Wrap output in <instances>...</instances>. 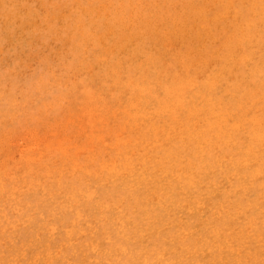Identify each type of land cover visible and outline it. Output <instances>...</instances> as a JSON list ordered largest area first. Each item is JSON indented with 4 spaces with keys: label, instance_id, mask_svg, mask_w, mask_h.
<instances>
[{
    "label": "snow or ice",
    "instance_id": "1",
    "mask_svg": "<svg viewBox=\"0 0 264 264\" xmlns=\"http://www.w3.org/2000/svg\"><path fill=\"white\" fill-rule=\"evenodd\" d=\"M85 6L103 9L123 8L129 18L136 8L141 7V5L132 3ZM199 7L201 8V16L205 19L215 18L219 21L221 17L224 18L223 32L217 30L205 34L203 28L197 31L198 20L180 19L176 23L182 25L183 30L149 36L144 39L135 52L126 42L120 43L116 49H113L111 64L106 69L108 81L111 80L117 85H120L122 81L130 84L134 77L133 69L135 72H143L146 65L159 64L164 53L171 54L169 61L171 80L169 78L162 80L152 78L158 83L150 85L138 82L132 86V95L129 96V101H132L137 94L143 96L151 93L162 104L168 105V110L174 117L173 129L179 127V132L176 133L180 137L179 140L176 139V135H173L172 129L165 128L164 131L167 135L164 137V141H161V133L157 128V141L161 144L166 141L169 147L159 148L156 152L158 159L153 160L150 171L147 159L141 162L137 157L127 155L124 147H121L120 152L113 153L112 156L103 150L96 152L90 147V145L109 142L114 145L127 144V140H122L119 129H113L111 124H109L108 129L97 132L93 115L87 111L90 105L111 106L117 111L121 110L122 103L117 104L116 101L125 94L123 91L114 93L109 99L98 94L97 89L84 84L82 86L87 100H82L79 94L73 95L71 98L64 96L59 101L64 106L62 115L54 120L49 118L45 122L34 123L30 127L35 130L34 137L37 140L46 137L53 127L56 128L55 138L59 139V144L54 141L46 145L37 144V147L41 149L42 157L45 151L50 153L47 161L41 160V164H46L49 169L47 175L53 174L54 166L59 171L62 190L71 186L73 200H78L80 204L94 203L97 206V211L99 212L103 208L106 215H115V212L106 211L111 205H104L109 194L113 200H116L118 197L134 194L138 191V186L135 183L127 181H118V187L114 186L107 189L105 188L106 177L116 181L118 177L131 174L134 179L139 172L147 179L151 180L155 177L158 180L159 177L155 176L157 167L165 169L164 175H167V170L172 168L170 161L173 152L181 155L182 159H187L189 166L192 167L193 174L187 175V178L182 177L183 184H173L167 189V194L164 192V186L161 185L159 205H154L146 214L130 215L129 221L135 220L134 224L122 222L109 233L106 244H94L91 251L98 254V258L90 264H104L99 259L102 252L111 253L115 248H119L126 253L130 245H135L141 251L157 252L161 244V235H163L162 246L164 248L168 247L169 236H171L173 244L179 242L178 250L181 255L190 257L189 259L167 260L164 261V264H264V51H262L260 61L257 64L254 53L249 50L247 42L255 21L244 16L238 7L233 4L200 5ZM260 7L264 12V0H262ZM60 22L61 19L58 18L57 23ZM95 23L98 25L97 33L106 34L108 32L109 26L104 18L96 20ZM261 24L264 26V16L261 18ZM97 33H92V35L95 37ZM262 38H264V30H262ZM95 45L94 67L96 64L101 66L96 69L99 74L104 70V61L108 59V53L105 44L100 39H96ZM237 56L240 57L243 76L241 77V74L237 73V79L231 80L228 73L232 67L231 61L235 60ZM213 61H215L214 64ZM208 66L213 67V73H210L206 79L199 80L201 71ZM97 80H99L98 77H94V82ZM225 81H228L232 86L230 90L233 91V95L231 97L223 94L222 89ZM39 83L42 85L43 78ZM197 88L206 97V103L201 106V111L209 108L215 112L217 120L213 127L218 124L220 128L229 130L230 135H237V137L242 134L239 131L242 127L249 130L248 136L251 139L247 140V152H250L256 144L254 131L258 121L261 149L259 202L255 205L252 203L254 192H250L247 186H244V192L248 196L247 200L235 190L228 188L216 192L209 190L208 195L213 202V210L216 206L224 209L221 212L222 219L218 220L214 215H209L206 223L199 229L194 227L193 221L194 214L199 212V207H197L196 202L190 201L181 193L195 194L200 206H206L207 200L201 196L202 187L195 173L203 172L205 164H212V157L216 155V152L211 146V136H206L209 141V147L206 149L208 159L205 160L199 152L195 155L191 154L192 149L189 145L195 144L201 134L206 135L210 131L209 128H202L201 132L193 135L192 115L185 98ZM161 90L163 95H161ZM257 94L258 112L256 111ZM237 96H239V102H237ZM249 99L251 100L250 103L248 102ZM24 103H27V99L24 100ZM50 103L45 99L40 105V111L47 112ZM153 109L156 112L160 110L157 105H153ZM145 115L151 117L153 113H145ZM84 116H87L88 123L92 125L91 130L82 125L81 130L78 131L74 122L72 125L60 129L57 123V121L63 122L72 117L82 120ZM176 121L187 125V135L185 128L177 125ZM152 122L158 123V118L153 119ZM239 142L243 148L245 141L240 140ZM61 160H63V164L60 163ZM69 160L74 161V167L70 173L64 167V164H67ZM240 163L246 167H251L250 157L241 154L236 158V164L233 169L229 170V173L232 174L235 169H238ZM141 164L143 166H139ZM77 168L81 170L79 174ZM84 172H87V178L83 175ZM93 175L97 181L95 187H93L91 179ZM221 179L222 177H217L218 187ZM229 182L235 188L241 186L237 180H230ZM0 187L6 194L4 204L5 231L18 233L28 241H35L30 244L33 258L28 260L27 264H86L85 261L79 259L67 258L63 251V244L71 242L72 230H68L67 235H64L63 229H57L55 225L52 227V232L59 231L60 237H53L48 240L47 257L43 255L44 249L41 244L44 237H37L35 232L26 231V224L21 226V222L24 220L34 224L36 218L32 215L31 206H23L25 190L18 187V177L12 168H7ZM47 190L45 187V191ZM18 191L21 193L20 196H17ZM36 192L39 193L38 188ZM28 198L31 199V193H28ZM177 201L179 202L177 203ZM257 209H259L258 213ZM74 210L77 214H81V209L78 206L74 205ZM200 215L203 216L204 213H200ZM185 217L188 218L187 221L184 220ZM177 223L182 224V226L177 228ZM155 226H160V234L153 235L152 232L148 231L151 228L154 232ZM165 227L167 228L166 231ZM257 227L260 230V255L257 259H253L251 252L255 244L254 233ZM201 252L204 253L203 256H201ZM160 255L163 253L160 252ZM107 264H119V262L109 260ZM144 264H157V262L145 260Z\"/></svg>",
    "mask_w": 264,
    "mask_h": 264
},
{
    "label": "bare ground",
    "instance_id": "2",
    "mask_svg": "<svg viewBox=\"0 0 264 264\" xmlns=\"http://www.w3.org/2000/svg\"><path fill=\"white\" fill-rule=\"evenodd\" d=\"M38 3L44 2V0H37ZM66 3H80V2H97V0H62ZM145 2H151V0H145ZM159 2V0H157ZM180 2H186V0H180ZM192 2L207 4V5H223L237 2V0H192ZM255 2V0H253ZM205 27V34L208 32H215L219 30L223 32L224 30V18L221 17L219 21L215 18H207L202 21ZM199 27V25H198ZM71 39L64 40L62 44L57 45V48L67 49L71 45ZM253 47H258V45H252L248 43V48L252 51ZM243 51V49H241ZM258 58V53H257ZM215 61H213V64ZM232 67L228 75L231 80L237 79V73L243 76V70L240 65V57L237 56L235 60L231 61ZM210 73H213V67L208 66L206 69L202 70L198 79L204 80L209 77ZM257 70V75H258ZM171 80V76L169 77ZM110 84L113 85L111 91L107 93V98H111L113 92H125L120 98L117 99L116 103L121 104V110L117 111L113 107H103L90 105L88 109L93 112L94 122L96 124L97 132L108 129L109 124H111L113 129L118 128L122 135V140H127V144L114 145L109 142L106 144L92 145L94 151L99 152L103 150L109 156L113 153H119L121 147L126 149V154L130 156L137 157L139 161H144L147 159L150 166L153 160L158 159L156 152L160 147L168 148V142L161 144L157 141V128H159L161 133V141H164V137L167 133L164 131L165 128L173 130V135L179 132V127L173 129V114L168 110V105L162 104L161 101L156 99L151 93L145 94L143 96L137 94L132 101H129V96L132 95V86L137 84L150 85L158 83L157 80H152L151 78L141 76L137 72L136 76L132 78L130 84H126L123 81L117 87L116 83L109 80ZM90 87L97 90L104 88V82L102 80H97L92 82ZM231 84L225 81L223 84V94L225 96L231 97L233 91ZM161 95L163 91L161 90ZM82 100H87L86 95L81 96ZM190 109V114L192 115L193 121V135L201 132L202 128H209L210 131L205 135L201 134L196 140L195 144L189 145L192 149L191 154L195 155L199 152L204 159L207 160L206 149L209 147V141L206 136H211L212 147L215 149L216 155L212 157V164H205L203 172H197L195 175L198 178L199 184L202 187L201 196L206 198V206H200V202L196 200L195 194L181 193L186 196L190 201H194L199 207V212L194 214L193 221L194 227L199 229L203 227L206 223L209 215H214L218 220L222 219L221 212L224 210L220 206H216L213 210V202L211 197L208 195L209 190L211 192L223 191L224 188L230 190H235L240 195L244 197L245 200L248 199L247 194L244 192V186H247L250 192H254V197L252 203L255 205L260 199V160H261V149L259 145V123L257 121L255 125L254 135L256 138V144L247 152L248 144L247 140L251 139L248 136V129L241 128L239 131L242 133L237 137V135H230V131L222 129L216 124L217 117L215 112L209 108H205L201 111V106L206 103V97L203 95L202 91L197 88L194 89L188 97L185 98ZM237 102H239V96L236 97ZM256 111H259V100L258 94L256 97ZM250 103L251 100L249 99ZM153 105L159 107V112L153 109ZM145 113H153V116L146 117ZM158 118V123L154 124L153 119ZM118 121V125L115 128V123ZM180 127L185 128V134L187 135V125L181 124L179 121L175 122ZM72 125V124H70ZM70 125H65L70 126ZM78 129V128H76ZM79 131V130H78ZM176 139L179 140V135H176ZM240 140H244L245 143L243 148L241 147ZM183 147V145H181ZM241 154H246L251 159V167H246L243 163H240L238 169H235L232 174L229 173L230 169H233L236 164V158ZM11 156L7 153L3 159H0V177L3 176L5 166L12 168L18 177V187L25 190V200L24 207L31 206L32 215L36 218V222L28 223L26 220L21 222V226H26V231L35 232L37 237H44L41 247L44 249L43 255L47 257L48 249L47 244L50 238L60 237V232H52V227L55 225L57 229H63L64 235H67L68 230H72L73 235L71 236L70 243L65 242L63 244V251L67 252L71 250V255L67 258L69 259H80L84 261H91L98 258V254L91 251L94 244H106L107 236L116 226L123 223H135V220L129 221L130 215L135 214H146L149 209L154 205H159L161 200V185L164 186V192L167 194V189L172 187L173 184H183L182 177L187 178V175H191L192 167L189 166L187 159H182L181 155L177 152L172 153L171 170H167V175H164L165 169L157 167L156 177L153 179H147L143 174L137 172L136 177L133 179L131 174L126 176L118 177L116 181L111 178H105L107 184L105 188L111 189L114 186H119L118 181H127L129 183H135L138 186V191L134 194H129L124 197H118L113 200L109 194L108 199L104 201V205H111L107 208L108 212H115V215H106L105 209L97 211V206L93 204H80L78 200H73L71 186L67 189L62 190L61 177L59 171L53 166L51 176H48L47 165H42L41 160L47 161L50 153L45 151L44 156H41V152L35 151L33 154L24 155L23 157L13 156L12 159L8 160L7 157ZM55 160V157H53ZM63 164V160L60 161ZM203 163V162H202ZM139 166H143L142 164ZM67 172L70 173L71 169L74 167V161L69 160L67 164H64ZM81 170L77 168V173L79 174ZM83 175L87 178V172ZM220 176L222 179L218 181L217 177ZM93 181V187L96 186V178L93 175L91 177ZM230 180H237L241 186L235 188ZM39 182V183H37ZM67 183V180H65ZM47 187V191H45ZM39 189L37 194L36 189ZM28 193H31V199L28 198ZM21 193L18 191L17 196ZM56 197V198H54ZM179 201H177L178 203ZM74 205L81 209V214H77L74 210ZM121 210H123L121 212ZM259 209H257V213ZM200 213H204L203 216ZM187 217L184 218L187 221ZM6 223L4 218V192L2 187H0V231H3L4 224ZM172 223V222H170ZM177 228L181 227L182 224L177 223ZM167 228L165 227V231ZM153 235L158 234L161 231L160 226H155V231L151 228L148 229ZM35 242V241H31ZM147 242V241H145ZM172 242L171 236H169V243ZM55 254V253H54ZM108 252H102V255H108ZM201 256L204 255L203 252L200 253ZM63 258V257H61Z\"/></svg>",
    "mask_w": 264,
    "mask_h": 264
},
{
    "label": "clouds",
    "instance_id": "3",
    "mask_svg": "<svg viewBox=\"0 0 264 264\" xmlns=\"http://www.w3.org/2000/svg\"><path fill=\"white\" fill-rule=\"evenodd\" d=\"M262 0H237L230 3L238 7L241 13L255 21L247 42L253 47L257 64L264 51V38L261 18ZM141 5L134 10L131 18L126 16L123 8H93L85 5ZM200 5H207L186 0H97V2L66 3L62 0H0V134L5 142L20 130L29 129L34 123L45 122L49 118L57 119L62 115L63 105L59 103L64 96L86 95L82 85H90L94 77L104 82V88L98 94L107 96L113 85L107 80V67L111 64V53L120 43L126 42L135 52L145 38L164 35L183 30L177 25L180 19L199 21L197 31L205 27L202 21ZM235 11V9H233ZM58 18L61 19L57 23ZM104 18L109 26L108 32L97 33L96 20ZM190 27V26H189ZM92 33H97L94 37ZM71 39V45L65 50L57 45ZM100 39L106 46L108 59L104 61V70L97 73L101 66L95 62V41ZM258 53V58H257ZM171 54L164 53L159 64L146 65L141 76L164 79L170 77ZM134 77L137 72L133 69ZM43 78L42 85L39 83ZM119 87V85H116ZM116 92L112 93L113 94ZM111 96V97H112ZM27 99V103L24 100ZM47 99L50 107L47 112L40 111L41 103ZM5 166L0 184L6 174ZM6 194L4 193V204ZM160 234V232L158 233ZM157 252L141 251L130 245L128 251L115 248L108 255H100L99 259L107 264L111 260L119 264H144L145 260L164 264L167 260L189 259L181 255L179 242L162 246ZM255 244L251 258L260 255V230L254 233ZM18 233L0 231V264H27L32 259L30 244ZM160 252L163 255H160ZM67 257L71 250L65 252ZM247 255V252L245 253ZM80 260V259H79ZM84 261V260H81ZM91 261H85L90 264Z\"/></svg>",
    "mask_w": 264,
    "mask_h": 264
},
{
    "label": "rangeland",
    "instance_id": "4",
    "mask_svg": "<svg viewBox=\"0 0 264 264\" xmlns=\"http://www.w3.org/2000/svg\"><path fill=\"white\" fill-rule=\"evenodd\" d=\"M87 111L89 114L93 115V112L90 109H87ZM73 122L75 128H78L77 130H81L82 125L87 126L89 130L92 128V125L88 123L87 116H84L82 120L72 117L64 120L63 122L57 121L60 129H63L65 125L73 124ZM118 124L119 123L117 121L114 125L115 128ZM34 132L35 130L31 128L18 131L16 134L12 135L7 142H5L3 135L0 134V159H3L7 153L11 154V156L7 157L8 160H10L13 156L23 157L24 155L33 154L35 151L41 152V149L37 147L38 143L46 145L54 141L56 144H59V139L55 138V127L47 133L46 137H42L39 140L34 137ZM90 147H92V145H90Z\"/></svg>",
    "mask_w": 264,
    "mask_h": 264
}]
</instances>
